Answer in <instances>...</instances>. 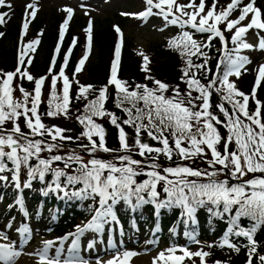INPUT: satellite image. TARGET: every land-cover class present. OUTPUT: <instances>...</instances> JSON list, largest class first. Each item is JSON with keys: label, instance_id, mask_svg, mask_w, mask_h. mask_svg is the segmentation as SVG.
Masks as SVG:
<instances>
[{"label": "snow or ice", "instance_id": "1", "mask_svg": "<svg viewBox=\"0 0 264 264\" xmlns=\"http://www.w3.org/2000/svg\"><path fill=\"white\" fill-rule=\"evenodd\" d=\"M147 9L138 14L139 17L150 15H163L164 19L172 24L188 25L197 33H207L208 41L213 37H219L222 44L225 42L223 32L218 25L221 22L226 23V30L232 31L233 49H227L225 45L224 55L221 61L217 63V69L220 74H213L208 80L207 85L197 79L195 73H189L185 70L181 77L182 82L186 83L187 91L182 93L177 85L175 88L160 80H154L155 87H149L146 84H137L134 89L127 82L122 81L117 76L118 62L120 59V44L115 48V59L111 65V76L108 81L116 89V107L121 108L127 115V119L122 121V125L134 129V140L130 144L125 128L118 122V118L104 110V101L107 99V87L99 89V95L96 99L89 101L85 105L87 114L77 116L79 123L85 125V130L81 132L80 138H87V144H79L81 151L86 152L91 158L85 161L82 156L74 152L67 156L54 154L48 158H41L42 152L59 151L64 145V141L72 142L73 137L65 135V129L53 125L47 127L42 122V117L38 113L39 103L41 101V89L44 84V78H34L27 70H22L20 66L14 72L2 73L3 81L0 84V173L5 171L12 172V180L19 188V173L22 167L28 170V180L24 187H31L34 180L41 183L46 182V174L51 173L54 177L53 183H49L46 189H41L43 194L50 191H63L65 196H73L79 199H96L99 197V207L96 208V214L83 227H77L74 235L79 236L84 231L92 229L100 231L109 218L115 219L114 208L123 201L125 205H130L136 209L144 203H155L157 208L181 206L184 214L191 217L197 208L211 204L216 208V215L230 214L229 233L225 234L224 245L238 251L234 245L229 243L228 235L244 236L249 241L248 261L252 264L253 254L256 253V242L253 239V233L258 227L264 226V104L256 98L255 87L251 94V100L255 101V110L249 108L250 96L243 91H239L234 82L229 80L230 76L240 77L242 69L248 64L249 58L239 55L240 49H252L250 45L242 40L243 35L252 28L264 30V20L261 19V10L254 6V0L247 3L240 9V15L236 20L229 19L230 12L241 3V0H231L227 7L215 13V0L213 8L206 14L201 15L205 9V0H200L199 5L178 4L176 0H145ZM167 6L165 10L164 6ZM0 7H11L7 0H0ZM192 7L193 12L185 11ZM153 8L159 11L153 13ZM173 9L175 11H173ZM35 17L36 10L33 4L26 5V13ZM65 11L71 16L73 10L66 8ZM180 13V16L175 13ZM127 15L126 13H122ZM251 14L250 22L245 26H239L240 22ZM6 12H0V25H3ZM169 16L172 18L169 20ZM199 20L197 21V17ZM187 17V19H181ZM211 21V23L209 22ZM68 23L67 19L61 25L60 35L63 37L64 25ZM23 29L28 28V23L23 24ZM93 22L89 20L88 41H92ZM116 31L120 29L116 27ZM3 33H0V37ZM183 47L185 49L195 50L189 52V55H206L201 51V45L193 38L188 31L181 34ZM38 40H33L21 50L20 64L24 63L23 57L27 51H35L34 45ZM170 46H174L176 41H169ZM205 42L203 47H208ZM259 50H264V37H261L258 44ZM59 48L57 49V51ZM71 51V49L69 50ZM232 53H236L235 56ZM141 55H143L141 53ZM88 59L87 53L79 60L75 72H80ZM68 56L65 55V63ZM145 70L149 58L143 56ZM31 63V60H29ZM188 64L190 67L201 69L206 67L204 64L192 65L191 59ZM51 72V68L49 70ZM19 75L21 79L34 81L35 95H31L27 90L20 86L22 100H16L13 95V78ZM59 76L63 78L62 95H57V76H52L51 94L48 101V117H58L67 115L70 108V80L64 74V66H61ZM146 79L151 80L150 76ZM264 80V65L259 66L256 85ZM217 84L220 87H217ZM218 94L221 91V103L214 107L218 113L212 111L213 105L210 102L211 90ZM92 86L80 85L76 98H86ZM171 91L172 95L166 93ZM193 92L199 95H193ZM54 101H57L55 104ZM142 106H140V103ZM225 102L231 105V109L225 106ZM30 103V107L28 106ZM129 105L125 107L124 105ZM221 115L223 119H221ZM110 117V123L118 129L119 150H113L106 146V133L104 128L96 123L93 117ZM23 117L25 127L29 130L24 132L18 123ZM12 122L11 129L5 128L6 122ZM224 128L226 135L219 130ZM258 129V130H257ZM146 134L151 140L156 141L161 147H154L142 141V135ZM47 135L50 140L36 139L35 137H44ZM98 137V142L94 139ZM235 145L233 148L232 145ZM222 146V150H221ZM5 148L9 149L5 151ZM119 151L113 160H103L96 156L97 152L109 153ZM133 153L142 159H135ZM164 156L167 161H172L174 156L180 161H195L200 158L202 162L208 165V169L193 168L187 164L178 163L175 167H162L159 163V157ZM210 155V158H208ZM11 162L12 168L9 169L5 163ZM35 157L38 164L33 166L29 161ZM145 158L150 163L145 164ZM63 161L64 169L53 168L54 162ZM114 161H118L116 163ZM74 169L75 174L66 172V169ZM162 167V171L158 170ZM260 173L262 175H255ZM144 174L148 179L143 182H137L135 177ZM249 174H252L249 178ZM169 176L173 179H169ZM61 177L65 181L61 184ZM195 177L199 179H188ZM220 177H223L221 179ZM0 180H7V177L0 175ZM206 180V182H201ZM164 183L163 191L167 198L160 200V193L157 191V184ZM230 181H235L232 183ZM82 187L75 188L71 192L69 187L75 185ZM147 197V199H146ZM22 203V202H21ZM209 211H212L209 208ZM234 213V214H233ZM241 218H248L252 223L251 227L245 229L241 227L239 221ZM7 239V237H4ZM51 242H47L40 255L41 261H47V264H58L60 249H57L55 262L47 257V248ZM77 241L74 240L69 248L70 255L65 258L64 264H73L81 260L79 256L72 255L76 249ZM211 246V245H210ZM170 253L175 249H169ZM183 256L171 255L168 259L179 264L185 257H200L201 264H205V257L208 252L197 251L189 252L183 250ZM21 254V250L16 249L15 244L0 243V264H11V261ZM136 253L128 251L122 258H113L106 264H130V260ZM160 259H164V253L153 258V264H158ZM260 264H264V255L259 256ZM81 264H87L81 261ZM99 264V261L97 262ZM221 264V262H216Z\"/></svg>", "mask_w": 264, "mask_h": 264}, {"label": "trees", "instance_id": "2", "mask_svg": "<svg viewBox=\"0 0 264 264\" xmlns=\"http://www.w3.org/2000/svg\"><path fill=\"white\" fill-rule=\"evenodd\" d=\"M39 19L35 18L32 22V28L38 27ZM71 26L67 34L65 35V39L63 40L62 47L67 44L69 39L70 33L72 30ZM54 20L50 27L42 33L41 40H40V51L37 56H34L32 59L29 70L32 72L34 78H38L39 76H43L44 84L42 85L41 89V101L38 107V113L42 117L43 122H47L48 116L46 112L48 111V101L51 94V81L52 76H57V95H62V85L63 79L60 78L58 75V66L62 60V52L60 51L57 56L55 57V62L52 67L48 68V62L51 58L52 46L56 37V30H55ZM16 34H17V26L11 25L6 32L5 38L2 37L0 42V74L5 73L7 71L12 72L15 67L16 62V55H15V48H16ZM92 49L94 50L93 60H89L87 66H84L85 71V81L84 86L91 85L92 90L85 97L80 99L76 98L77 91L80 85L74 83V81H70V108L67 115L58 116L57 119L61 118V121L69 120L72 122L73 130L79 131L81 134L82 131L85 130V125L81 124L77 121V116H84L87 114V110L85 109V105L89 103V101L96 99L99 95V89L103 88L105 81L107 79L108 70H109V56L111 54L110 47L112 45V41L114 39V30L110 26V21L107 20L104 22L103 25H98L93 28L92 30ZM8 37V39H7ZM4 40V41H3ZM168 41H176L174 46L162 47L157 44L155 46V50L153 53V58L155 60V66L153 67L157 69L159 73H162V81L170 86V88H175L177 85L182 93L187 91L186 83L182 82L181 77L184 75L185 70L189 73H195L197 79H200L201 83L207 85L208 80L211 79L213 74H220V70L217 69L218 55H219V43L215 41L211 43L208 47L204 50L201 49L203 53L206 55H198L193 54L189 55V52H194L192 49H185L183 47V41L178 40L174 37ZM80 42H82L81 35L79 34V38H77L76 44L73 47V50L69 56V60L66 66V73L68 77H70L73 73V66L74 60L77 56V53L81 47ZM169 44V43H168ZM136 58L134 55L131 54V50L129 47L126 49L125 47L122 48L121 57H120V65H119V75L121 76L122 80L127 82L128 85L131 86L132 89L135 88L137 84H146L150 88L155 87L153 83H149L145 80L141 79V72L137 71L136 65ZM189 59L192 61V65L196 64H204L205 60H207V65L204 68L196 69L195 67H190L188 64ZM221 61V60H220ZM157 67V68H156ZM159 67V68H158ZM51 68V72L49 71ZM3 75H0V84H2ZM239 91H243L245 94L250 96V103L249 108L251 110H255V101L251 100V94L253 92V78L252 75L249 73H245V75L234 83ZM20 86H22L25 90H27L31 95H35L34 92V81H28L26 78L21 79L19 75L13 78L12 89L13 95L16 100H22V93L20 92ZM217 87H220L217 84ZM255 94L256 98L259 99L262 104H264V80L261 81L259 85L255 86ZM210 102L213 105L212 111L218 113V110L214 107L216 104L221 103V96L224 95V92L221 91L220 93H216L215 90H211ZM167 96H171L172 92L169 91L166 93ZM193 95H199L197 92H193ZM57 101H54L55 104ZM104 103V110L114 114L118 118V122L121 123V126L125 128V131L128 136V142L130 144L133 143L134 140V129L132 127H128L122 125V121L127 119L126 113L121 109L116 107V89H113L112 93H109L107 99L103 102ZM140 103V106H142ZM31 106L30 103L28 105ZM125 107L129 105L125 104ZM225 106L231 109V105H228L225 102ZM262 113H264V109H262ZM94 121L100 124L106 133V146L113 150H119V140H118V129L110 123V117H93ZM221 119H223L221 115ZM9 122V121H8ZM6 122L5 128L11 129L13 127L12 122ZM22 130L24 132H28L29 130L25 127L24 119L21 117L18 121ZM222 134L226 135V130L224 128L219 129ZM258 130V129H257ZM80 137V135H78ZM36 139H45L50 140V137L45 135L42 138L35 137ZM83 142H88L86 138H80ZM94 139L98 142V137L94 136ZM142 141L150 144L154 147H161L162 145L158 144L156 141L151 140L146 134L142 135ZM77 142L74 140L72 142L64 141V145H69L71 148H77L78 145H74L73 143ZM79 143V142H77ZM76 143V144H77ZM232 147L234 148L235 145L233 144ZM120 154L119 151H113L109 153L100 152L103 156H107L108 154ZM60 154L63 155L61 152L57 150H53V152L49 153L47 151L42 152L41 158H48L51 155ZM135 155V154H134ZM138 156V155H136ZM139 157V156H138ZM141 158V157H139ZM112 160V159H109ZM172 161H175L173 158ZM118 163L117 161H114ZM177 162V161H176ZM5 163L7 167H11V162L7 161L5 157ZM30 164L35 166L38 164V160L33 157L30 161ZM202 164V162H199ZM53 168H60L64 169L63 161L54 162L52 164ZM77 166L73 165V168L66 169L65 171L70 174H75L74 169ZM26 175H28V170L26 167H22L19 173V178L22 180ZM262 175V174H260ZM252 176V175H251ZM250 176V178H251ZM223 179V177H220ZM54 179L51 173L46 174V182L42 183V189H46L49 182ZM65 177H61V184L64 183ZM148 179V177L144 174H141L135 177L137 182H143L144 180ZM190 179H199V178H190ZM201 182H206L203 180ZM235 183V181H230ZM78 187H82V185L77 184ZM164 186L160 185L158 192L160 193L159 199L164 200L167 198V194L163 191ZM0 195L3 201L5 202H12L14 199V192L10 189H0ZM55 196L50 192L45 194H33L31 195L28 200L31 202L30 212L31 215L36 214L37 206L41 205L40 210V218L44 220L43 225H52L54 222L53 215H51V211H54V207L58 209L56 218L55 229L60 230L64 227H67L73 223H75V219L77 216L81 217V219L88 218L89 215L92 214L94 204H96L94 199H79L73 196H64L58 197L55 201ZM147 199V197H146ZM209 208L212 211H209ZM216 208L215 206L208 204L205 206H201L197 208L195 213L189 217L187 214H184L183 209L181 206L174 205L172 207H165V208H157L155 203H144L140 207L133 209L130 205H125L122 201L121 207L114 208V216L121 221L122 230L124 234H129L134 232V225H136L141 232H143L147 236H155L159 237L165 241H178L179 239L175 238V235H172V232L181 231L184 233L188 238L190 237H198L203 239L210 240L213 249H220V257H223L224 253L233 252L236 253L233 255V263L235 264H243L244 253L243 249L241 250H234L233 248L228 247L227 245L216 244V241L219 240L220 243H223L225 234L229 233V226H230V214H223L216 215ZM96 214V213H95ZM234 214V213H233ZM109 220H113L109 218ZM251 221L248 218H241L239 224L241 227L247 229L251 227ZM99 233L106 234L107 232V225L106 223L103 225ZM253 239L256 242V253L253 254V264H260L259 256L264 255V226L258 227L256 231L253 233ZM228 241L235 248L245 247L248 245V239L244 236H236L234 234L228 235ZM231 258V259H232Z\"/></svg>", "mask_w": 264, "mask_h": 264}, {"label": "rangeland", "instance_id": "3", "mask_svg": "<svg viewBox=\"0 0 264 264\" xmlns=\"http://www.w3.org/2000/svg\"><path fill=\"white\" fill-rule=\"evenodd\" d=\"M178 4H195L199 5L200 0H176ZM213 2L214 0H205V9L204 12L201 13V15L206 14V12L209 9L213 8ZM251 2V0H241V3L234 8L230 14L229 19L236 20L240 15V9L246 5L247 3ZM231 3V0H215V13H219L223 11L227 5ZM7 4H10L11 7H0V12H6L8 13V16L5 17V23L1 25L0 33H3V38L6 35L7 29L11 25H15L19 28L20 34L22 35L21 38H19V43L21 44V50L25 48V46L30 43L33 40H38L40 33H44L50 25L53 23L57 29L61 28V25L64 24V21L67 19L68 23L64 25V31L69 26L72 27V31L79 33V31L82 32V30H85V33L88 32L86 29L88 28L89 20L93 22V28L98 25H103L105 21L109 20L110 22H116L118 23V28L120 29V34L123 38L122 47L128 48L131 50V54L134 55L136 58V69L137 71L141 72V79L145 80L149 83H153L154 80H160L162 81V73H159L157 69L153 67L155 66V60L153 58V53L155 50V46L159 44L160 47L164 45V47H169L170 44L168 40L173 39L176 37L179 41L181 40V34L184 32V30H178V25L176 24L172 25L168 23L163 15H150L147 17H139L138 14L140 12H143L147 9V5L145 0H7ZM33 4L35 6L36 15L35 17H32L30 14L31 10H28L26 13V5ZM254 6L259 8L261 10L262 16L261 19L264 20V0H254ZM165 10H167V6L165 5ZM66 8H71L73 10L71 16L69 17V14L65 11ZM158 9L153 8V13L158 12ZM173 11H175L173 9ZM187 12H193L194 9L192 7H188L185 9ZM122 13H126L127 15H124ZM175 15L180 16V13H175ZM35 18L39 19V27L37 29L32 28L31 26V20L32 22L35 20ZM172 17L169 16V20ZM181 19H187V17H181ZM251 14H249L244 21L240 22L239 26H245L247 23L250 22ZM199 20V16L197 17V21ZM27 22L28 28L25 30L23 29V24ZM211 23V21H209ZM82 25V27H81ZM115 26V25H114ZM222 27L225 29V31L228 33V40L229 45H231L230 49H233L232 47V40L231 36L235 29L232 31L226 30V23L221 22L218 27ZM200 35L193 34V38L197 41L198 45H201V49L204 50L206 47H203V44L207 42L208 44H211L210 41L207 40V37L209 34L204 33H198ZM31 35V36H30ZM81 38L84 39V33L80 34ZM2 37H0V42ZM261 37H264V30H259L256 28L249 29L242 37V40L250 45H253L252 49H244L241 48L239 55L246 56L249 58V63L245 65V68L242 69V75L240 77H236L235 75L230 76L229 80L231 82L236 83L238 80H240L245 73L250 72L249 74L254 73L255 71H258L259 66L264 65V50L258 49L259 40ZM215 37H213L214 39ZM219 38V37H218ZM8 39V37H7ZM211 40V42L213 41ZM4 41V40H3ZM39 43L34 45L35 51H27V53L24 55V63L22 64V70H27L30 75H32V72L28 69V63L31 57L37 56L40 51V39L38 40ZM234 45V44H233ZM111 46L110 52L113 51V55H115L114 50ZM235 47V45H234ZM163 48V47H162ZM21 50L19 52L17 64L20 63V54ZM87 53L88 59L85 62V65L87 66V63L89 60H93V54L94 50L90 46L82 47V53L80 58H77V64L80 59H82L85 54ZM141 53L143 55H141ZM236 55V53H234ZM146 55L149 58V62L147 65V71L145 70V64L143 60V56ZM112 55H110L111 57ZM75 65V69L76 66ZM157 68V67H156ZM159 68V67H158ZM1 69V68H0ZM73 69V71H75ZM150 76L152 79H146V77ZM118 78L122 80L121 76L118 75ZM70 79L74 81V83L82 84L84 85L85 81V71L84 66L82 67V70L80 72H75ZM124 81V80H122ZM144 84V83H143ZM104 87H107V96L109 93H112L113 89L115 87L113 85L107 86L104 85ZM58 117H49L47 122H43L47 127H51L53 125L59 126L62 129H65V135H70L74 138V140H77L75 138L79 137L80 135L79 131H74L72 122L69 120L61 121L62 119ZM10 123V121L8 122ZM82 141V139L77 140V142ZM67 142V141H66ZM73 143L76 145V143ZM68 143V142H67ZM9 149L5 148V151H8ZM58 152H61L64 156H67L68 153L74 152L77 155L82 156V158L87 161L91 157L86 153L83 152L77 148H71L69 145H65L62 149H60ZM121 154V153H120ZM133 153V156L135 159H142L136 156V154ZM119 154H108L103 158V156L100 154V152L96 153V156L103 160H109L114 159V157ZM210 156V155H209ZM118 162V161H117ZM199 159H195V161H177V162H168L166 164L161 163L162 167L172 166L175 167L178 163L180 164H187L193 168H202L206 170L208 169L207 164H200ZM119 163V162H118ZM150 163V160L145 158V164L147 165ZM162 167L158 170L162 171ZM11 169V168H9ZM0 175H3L7 177V180H0V188H8V186L11 185L13 182L12 180V172L11 171H5L3 173H0ZM170 178H173L170 176ZM28 180V178H27ZM26 180V181H27ZM25 184V183H24ZM23 191H31V192H39L40 191V185L38 183V180H34L31 183V187H24ZM15 187V185H14ZM119 204V203H118ZM117 204V205H118ZM2 202L0 200V209ZM11 218H8L5 222L2 221V215H0V243H7V244H15L16 249L21 250V254L14 258L11 261V264H47V261H41L39 253L42 252V250L45 248V245L47 242H51V244L47 248V257L49 259H52L55 262V258L57 256V249H60V255H59V262L58 264H64V260L66 257L70 255L69 248L72 246L73 241L76 240L77 244L85 243L83 247H88L87 251H84L86 248H84L83 253H78L74 251L72 255L79 256L81 260L73 262V264H81V261H86L87 264H97L99 261V264H106L107 261L112 260L113 258H122L123 254L125 252L131 251L136 253L134 257L131 258L130 264H153V258L158 257L160 253H164V259H160L158 261V264H175L174 261L168 259L169 256H183L184 252L183 250L186 249L189 252H197V251H204L208 252L209 255L205 257V264H216V262H221V264H235L233 263V255L235 251L229 252L228 254L225 253L223 257H220V250H211L212 246H210L209 240H203L198 239L195 240L190 245H173L170 244V242L163 243L162 241H151L148 238H145L142 236V234L139 232H136L134 235L129 236L127 238L120 237L116 238L115 234L118 232L113 231L112 233L115 236V239L110 236L104 237V238H93L92 235H88L86 241H84V237L86 236V232H83L80 234V236L74 235L73 233H76L74 230H67L65 233H62L63 236H58L57 232L52 233L49 228L45 229L43 228L40 231L35 230V241L30 240L26 238L24 242L19 243L17 241V238H15V234L17 235L19 231H15V233H9L6 231V225L12 222L11 226L15 222L11 220ZM32 220V219H31ZM29 220V221H31ZM78 220V219H77ZM33 222V221H31ZM87 224V223H86ZM85 224V225H86ZM31 226V224H29ZM84 225V226H85ZM39 233L46 235L41 236ZM111 233V234H112ZM39 234V235H38ZM77 236V238H76ZM4 237H7L5 239ZM102 240H106L107 242L102 245ZM81 242V243H80ZM136 243H139L138 246H136ZM76 244V246H77ZM169 249H175L174 252H169ZM230 257V258H228ZM228 258V259H227ZM232 258V259H231ZM201 264L200 257L193 256V257H185L182 261L179 262V264Z\"/></svg>", "mask_w": 264, "mask_h": 264}]
</instances>
